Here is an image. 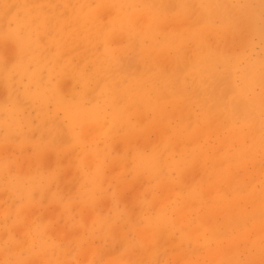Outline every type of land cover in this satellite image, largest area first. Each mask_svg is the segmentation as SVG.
Masks as SVG:
<instances>
[{
    "label": "rangeland",
    "instance_id": "rangeland-1",
    "mask_svg": "<svg viewBox=\"0 0 264 264\" xmlns=\"http://www.w3.org/2000/svg\"><path fill=\"white\" fill-rule=\"evenodd\" d=\"M83 1L0 0V264H264V0Z\"/></svg>",
    "mask_w": 264,
    "mask_h": 264
},
{
    "label": "bare ground",
    "instance_id": "bare-ground-1",
    "mask_svg": "<svg viewBox=\"0 0 264 264\" xmlns=\"http://www.w3.org/2000/svg\"><path fill=\"white\" fill-rule=\"evenodd\" d=\"M62 1V0H61ZM65 2H69V0H64ZM81 1H83V0H81ZM119 0H112V4H116L117 2H118ZM127 1H131V0H127ZM173 1H175L176 3L178 2L179 3V6L183 9L182 10V13L184 12L185 13V11L188 9L187 7L189 6V4L191 5L192 3L194 4V1L198 4V5H200L201 6V8H203V13H204V18H205V20H206V22L207 21H209L210 19H211V17L213 16V15H215V14H218V11H219V8H218V6L216 7V5H214L213 4V2H211V0H173ZM201 1H203L204 3V5H201L200 4V2ZM214 1V0H213ZM84 2V1H83ZM163 2H164V0L161 2L160 0H145V2L143 3V8L147 11V12H149L150 11V13H148V16L150 15L151 16V21H149L148 23H147V21H146V24H145V26L144 27H142V25H141V27H142V29H143V31H145V34H147L146 35V37L149 39V40H151V41H153V40H155L157 37H156V35H154L156 32H157V28H159L160 27V22H161V20H162V17H158V16H156L158 13H156V12H154L155 11V7H156V9H158V10H160V12L161 13H163V15H164V13H165V11H166V8L164 7V4H163ZM206 3V4H205ZM170 4V3H169ZM168 5H167V3H166V7H167ZM204 6V7H203ZM215 6V7H214ZM177 7V6H176ZM122 9V8H121ZM175 9V8H174ZM196 10L198 9V7L197 8H195ZM46 11V10H45ZM180 13V12H179ZM201 13V12H200ZM202 13V14H203ZM133 14H134V12H133ZM176 14H178V13H176ZM197 14V13H196ZM135 15V14H134ZM142 15V14H141ZM140 15V16H141ZM179 15V14H178ZM139 16V17H140ZM145 16V15H144ZM143 16V17H144ZM174 16V15H173ZM28 17V16H27ZM143 17L142 18H140L139 20H141L142 21V19H143ZM176 17V16H175ZM175 17H173V18H175ZM111 18V17H110ZM146 18V17H145ZM164 18V17H163ZM168 18V17H167ZM203 18V19H204ZM213 18V17H212ZM112 19V18H111ZM148 19V18H147ZM147 19H145V20H147ZM165 19V18H164ZM172 20V19H171ZM111 21V20H110ZM249 21V20H248ZM258 21V20H257ZM42 22V21H41ZM138 22V21H137ZM143 22V21H142ZM176 23V22H175ZM38 24V23H37ZM128 24V23H127ZM142 24V23H141ZM182 24V23H181ZM194 24V23H193ZM250 24V23H249ZM36 25V24H35ZM39 25V24H38ZM42 25V24H41ZM162 25V24H161ZM183 25V24H182ZM181 25V26H182ZM176 26H178L177 24H176ZM183 27V26H182ZM43 28V27H42ZM180 28V27H179ZM36 29V28H35ZM114 29V28H113ZM117 29L120 31V32H123V33H125L126 35H125V38L127 39V41L129 42V43H134V42H136L135 44H138V46H139V50H141L142 52L145 50V52H146V54L149 56V55H151V53H152V51H151V49L149 50V49H144L143 47H141V45H142V43H143V40H144V38L142 37V35H139V37H138V35H137V33H136V37H134V35H130L129 34V32H131L132 30H133V27L132 26H129V25H127V26H125L124 25V22L123 21H120V23H119V27L117 26ZM37 30V29H36ZM45 31H46V29H45ZM56 31V30H55ZM113 33V32H112ZM179 34H180V36L181 37H179V36H177L178 38H177V40H181L182 38L184 39V37H183V35H184V33L182 34V32H178ZM188 34V36L192 39V38H194L195 37V31H190V32H188L187 33ZM159 36V35H158ZM169 36H171V37H167L166 39H164L163 40V42H162V47L164 48V47H167V46H173V47H175V45L177 44V42L175 41V40H173L174 39V35L173 34H170ZM176 37V36H175ZM186 38V37H185ZM53 39V38H52ZM182 39V40H183ZM196 39V38H195ZM181 40V41H182ZM49 41V40H48ZM176 43H175V42ZM212 42H214L213 40H212ZM141 44V45H140ZM152 45H154V42H152ZM136 48V46H134V49ZM182 48V47H181ZM137 51V50H136ZM113 52V51H112ZM138 52V51H137ZM163 52H165V51H163ZM239 52V51H238ZM136 53V52H135ZM160 53V52H159ZM153 54V53H152ZM138 55V54H137ZM200 55V54H199ZM102 56V55H101ZM147 56V57H148ZM104 57V56H103ZM103 57H100L99 58V60H103L104 58ZM110 57V50L108 49V51L106 52V57H105V60H107V61H113L112 59L111 60H109L108 58ZM115 57V56H114ZM150 58H151V56H149ZM116 58V57H115ZM197 60H198V58L197 59H195V61H194V66L193 67H196V64H198L197 63ZM203 60L204 59H201L200 60V62L202 61V63H203ZM106 61V62H107ZM95 62V61H94ZM101 63V62H100ZM100 63H99V65L98 66H100ZM105 63V62H104ZM193 62L191 61V64H192ZM207 63V62H206ZM102 65V64H101ZM114 65H116V63L114 64ZM134 65V64H133ZM136 65V64H135ZM120 67V66H119ZM187 69H189V68H187ZM95 70V69H94ZM108 71H109V69H108ZM193 72L194 71H196V68H193V70H192ZM197 72H198V70H197ZM124 73H125V75H126V77H128L129 78V82L124 86V87H122L121 88V90H118V91H115V92H117V93H126V94H129V92H130V89L131 88H134V89H136L137 90V94L138 95H140V96H142V95H145L148 91L144 88V87H142L141 86V84L139 83V81H138V77H140L141 75H143V74H141V73H139V74H136V75H131V74H129L126 70L124 71ZM98 75H99V73H97ZM158 74H159V72H158ZM83 75V74H82ZM169 75V74H168ZM172 75V74H171ZM161 76V75H160ZM151 77H152V75H151ZM150 77V78H151ZM179 77V81H182L183 83H185V78L183 77V75H182V78H181V75H178L177 74V77H171V82L169 83V82H167V81H165L163 78L162 79H160V78H158V75H157V77H156V75L154 76V79L152 78L151 80H157V79H160L159 81H160V85L162 84L163 85V87H164V89L166 90V91H170V92H174V90H172L171 88H170V86H171V83H172V80L173 79H175V78H178ZM114 79V78H113ZM119 79V78H118ZM101 80V79H100ZM164 80V81H163ZM199 80V79H198ZM201 80V79H200ZM199 80V81H200ZM102 81V80H101ZM104 81V80H103ZM126 81V80H125ZM156 82V81H155ZM155 82H151L152 83V85H154V86H156V84H155ZM119 83V82H118ZM108 84V83H107ZM112 84V83H111ZM113 85V84H112ZM111 85V86H112ZM115 85V84H114ZM117 85V84H116ZM115 85V86H116ZM111 86L110 87H108V89H110V90H112V88H111ZM180 86V85H179ZM107 87V86H106ZM154 89V88H153ZM185 89V88H184ZM103 90V89H102ZM104 91V90H103ZM133 91V90H132ZM132 93H134V92H132ZM131 93V94H132ZM153 93H155V92H153ZM161 93H162V91H161ZM163 94H165L166 95V93H163ZM162 94V95H163ZM123 95V94H122ZM167 95H170L169 93L167 94ZM211 95V94H210ZM93 97V96H92ZM162 98V97H161ZM209 98H210V96H209ZM132 100H136V98H133ZM113 102V101H112ZM138 102H141L140 100H138ZM150 102V101H149ZM137 103V102H136ZM152 103V102H151ZM194 103V102H193ZM139 104V103H138ZM215 105V104H214ZM94 108V107H93ZM251 238V237H250Z\"/></svg>",
    "mask_w": 264,
    "mask_h": 264
}]
</instances>
